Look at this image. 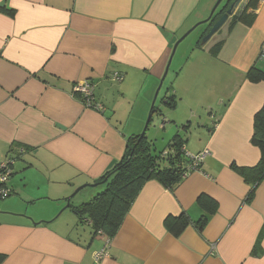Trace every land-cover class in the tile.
Listing matches in <instances>:
<instances>
[{"label": "crops", "instance_id": "0c3cea01", "mask_svg": "<svg viewBox=\"0 0 264 264\" xmlns=\"http://www.w3.org/2000/svg\"><path fill=\"white\" fill-rule=\"evenodd\" d=\"M218 1L0 0V8L15 11L10 18L0 10V161L17 145L27 148L8 184L6 199H15L0 205L19 219L0 223L1 264H264V236L255 249L264 231V181L248 202L250 186L232 169L254 167L261 157L251 138L264 82L251 83L247 76L252 68L264 71V0H243L204 45L209 31L202 25L197 45L183 53L193 60L177 74L171 95L181 93L182 74L192 64L185 76L190 88L183 89L177 108L186 101L188 123L197 118L194 111L203 121L198 146L185 144L189 155L206 154L201 170L175 191L148 182L111 241L79 224L68 204L77 189L121 162L127 139L147 120L175 45L176 54L182 38L209 19ZM131 74L148 93L143 106H132L126 125L118 115L122 102L116 93L111 100L109 86L115 89L116 76H123L121 94ZM85 81L94 86L103 113L76 95ZM19 171L21 179L14 178ZM102 187H86L70 203L80 206ZM28 204H40V212ZM215 204L199 232L195 223ZM182 215L190 224L174 236L169 223ZM103 250L107 256L97 261Z\"/></svg>", "mask_w": 264, "mask_h": 264}, {"label": "trees", "instance_id": "16d2710c", "mask_svg": "<svg viewBox=\"0 0 264 264\" xmlns=\"http://www.w3.org/2000/svg\"><path fill=\"white\" fill-rule=\"evenodd\" d=\"M0 10L10 18L15 17V11L13 10L3 8H0ZM220 17L221 15L217 19H220ZM247 79L254 84L264 82V71L252 68ZM76 95L80 97V100L87 108L99 113L104 112L97 108L101 104L95 100L92 103L89 98H85L81 93H76ZM163 104L167 108L175 110L178 105L176 96L165 97ZM155 111L156 108L154 107L152 115ZM182 126L189 131V123L186 126ZM186 142L181 136L177 135L168 149L158 151L157 146L146 135L142 137L138 134L129 137L121 162L113 170L106 172L95 181L96 184L103 185V191L101 190L102 192L98 193L92 200L80 206L73 207L71 204L75 215L78 217L79 224L90 226L95 236H104L108 241L114 239L148 182L157 181L165 189L175 191L189 174L201 170L202 162L195 165L194 160L188 156L189 154L185 150ZM251 144L260 152L259 163L254 167L232 166V169L243 179L245 184L250 186L248 202L252 200L257 189L264 181V105L254 117V132ZM15 148L18 149L9 151L7 155H14L12 158L17 162L18 156L23 155L27 148L19 145L15 146ZM204 199L205 197L201 196L199 201L202 207L206 208ZM216 211L217 207L216 210L204 214L201 220L195 223V227L199 232L203 231L208 224L210 215ZM189 224V219L182 215V217L177 219V224L170 225L169 223L170 232L174 236H179ZM263 236L264 231L255 246L257 251L260 250ZM4 260L5 257L0 254V264Z\"/></svg>", "mask_w": 264, "mask_h": 264}, {"label": "rangeland", "instance_id": "374dc122", "mask_svg": "<svg viewBox=\"0 0 264 264\" xmlns=\"http://www.w3.org/2000/svg\"><path fill=\"white\" fill-rule=\"evenodd\" d=\"M194 28V27H193ZM200 30L199 28H197L196 30H194L179 46V50L178 53L176 52L175 57L173 58V63L170 67V74L167 76L165 82L163 83V87L161 88L157 98H156V102L154 103L155 97L157 95V91L159 90V87L161 85L158 83L157 88L154 90V94H153V101H152V106H150V110H149V114L147 116V120L141 130V132H139V134L141 135L146 126H147V121L149 119V116L151 114V109L153 107V103H154V107L156 108L155 113L152 116V121L149 124V127L146 131V136L154 142V144L157 146V150L158 151H163L168 149L169 145L171 144L172 140L174 139L175 136H181L182 139L185 140V142L187 141V143H190V146L192 148H196L198 146V138L202 137L201 135L199 136L200 132H204L202 130L203 126H201V123H203V121L201 122V118L199 117V115L194 111L193 112V117H197V118H192V123L189 127V131L188 129H185L182 125H187L188 124V119L187 117L190 119V117L192 116L191 112L190 114L188 113L187 107L188 102L187 103H183L180 104V106L178 108H176L175 110L167 108L164 104H163V99L167 96V95H171L175 93V90H177V74L180 73L182 71V69L184 68V66L186 65V63L188 62V60L191 58L192 59V54H183V53H188V51L197 45V40L196 36L197 33H199ZM182 38V37H181ZM200 43V40L198 41ZM203 42V41H202ZM201 42V43H202ZM192 64L189 65L188 69L186 71L183 72L182 74V78H183V84L180 86L181 88V93H178L176 95V99L177 102L180 103L181 102V97H182V91L183 89H187L189 90L190 88V80L186 79L185 80V76H187L189 74V70H192ZM123 76H121V80L117 81L114 80V86L116 87L115 89L111 86H109V90H110V94H111V100L113 101V94L116 93L115 98L120 100L122 103V106L118 107V115L120 117V119H122L124 121V124H128L129 119L131 117V111L133 110L132 106L136 105L135 110H138L140 108V106H143V98H147L146 95L148 93V89L146 87H144V85L142 84V82H140V80L133 74H131L130 77V81H126L125 84V89L123 90V92H119V90H117V86L120 84V82H123ZM119 82V83H116ZM178 82V81H177ZM143 89V92H141V90ZM168 89L170 90V92L168 91ZM149 100V97H148ZM180 101V102H179ZM123 105H125L126 107H123ZM109 110L114 111L112 108V105L109 106ZM111 113V112H110ZM207 116V115H206ZM166 119V120H165ZM164 121H166V123H164ZM180 121V122H178ZM174 122V123H173ZM212 126V125H211ZM165 127V128H164ZM187 144V145H188ZM7 159V157H5L3 160L0 161L3 162ZM19 164V161H18ZM21 164H19L18 167H20ZM16 166H14L13 168V172L15 171ZM23 174V172L19 171L18 174L14 177H18V179H21V175ZM13 178V179H14ZM28 183H31L30 181ZM103 191V190H102ZM100 191V192H102ZM99 192V193H100ZM15 199V198H12ZM11 198L9 199H5V200H0V205L4 204L5 202H9L12 200ZM24 206L25 209V205L20 203L19 207ZM40 204L36 205H27L26 208H31L32 210L36 211V212H40L41 207ZM19 207H16L19 208ZM1 212V211H0ZM0 214V223L1 222H12L15 220H19L16 219L15 217H11V215H13L14 212H6ZM10 215V216H9ZM83 229H88L85 226L82 227ZM92 230V229H91ZM91 232V231H90Z\"/></svg>", "mask_w": 264, "mask_h": 264}, {"label": "water", "instance_id": "95a60500", "mask_svg": "<svg viewBox=\"0 0 264 264\" xmlns=\"http://www.w3.org/2000/svg\"><path fill=\"white\" fill-rule=\"evenodd\" d=\"M233 0H219L217 5L215 6L211 16L209 17V19L204 22L203 24H199L198 26H195L193 28V30H191L190 32H188L183 38H182V41L185 40L194 30H196L197 28L201 27L202 25H205L207 24V32L208 34L203 38V42L201 43L202 45L206 44L214 35H216L218 32H220L224 25L228 22L229 18L233 17L236 15V9L240 6V4L242 3L243 0H235L234 2H232ZM219 15H221L220 19L217 17H219ZM217 19V20H216ZM217 21V22H216ZM177 46L178 44L175 45L171 55H170V58H169V61H168V64L166 66V70H165V73H164V76L162 77L161 79V85L159 87V90L157 91V95L155 97V100H154V103L156 102V98L161 90V88L163 87V83L165 82L166 80V77L169 73V70H170V67H171V64H172V60L174 58V55H175V51L177 49ZM154 103H153V107L151 109V114L149 116V119L147 121V126L144 130V132L141 134L142 137H144L146 135V131L149 127V124L151 122V119H152V111L154 109ZM99 184H93V185H90V186H84V187H81L79 189H77L75 191V193L69 198V202L68 204L71 205L70 201L80 192L82 191L84 188L86 187H96L98 186Z\"/></svg>", "mask_w": 264, "mask_h": 264}, {"label": "built area", "instance_id": "2783aa9c", "mask_svg": "<svg viewBox=\"0 0 264 264\" xmlns=\"http://www.w3.org/2000/svg\"><path fill=\"white\" fill-rule=\"evenodd\" d=\"M262 58H264V45L262 48L261 53ZM117 80H121V76H116ZM77 93H81L85 98H89V101L93 103L94 99V86L88 82L85 81L83 83H79L76 86ZM97 108L101 111H104V107L102 105H98ZM206 154H201L197 156L188 155L190 158L194 160V164L198 165L200 162H203ZM12 154L7 155V159L0 163V200L6 199L8 195L10 194V190L8 187L9 181L11 177L13 176V166L16 163V160L12 158ZM107 256V253L105 250H103L100 253H97L95 258L97 261H100L104 257Z\"/></svg>", "mask_w": 264, "mask_h": 264}]
</instances>
